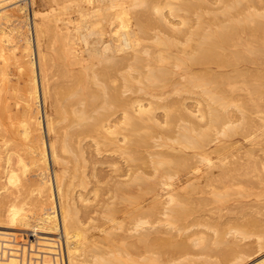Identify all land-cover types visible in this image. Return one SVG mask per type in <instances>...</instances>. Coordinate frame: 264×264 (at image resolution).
Listing matches in <instances>:
<instances>
[{
	"label": "bare ground",
	"instance_id": "1",
	"mask_svg": "<svg viewBox=\"0 0 264 264\" xmlns=\"http://www.w3.org/2000/svg\"><path fill=\"white\" fill-rule=\"evenodd\" d=\"M257 78L264 0H0V264H264V115L206 128Z\"/></svg>",
	"mask_w": 264,
	"mask_h": 264
},
{
	"label": "rangeland",
	"instance_id": "2",
	"mask_svg": "<svg viewBox=\"0 0 264 264\" xmlns=\"http://www.w3.org/2000/svg\"><path fill=\"white\" fill-rule=\"evenodd\" d=\"M218 59H221V58H218ZM225 59H229V58L224 57L223 60H225ZM54 69H56V68H54ZM11 70L14 72L13 75H11V83L14 85L13 87H14L15 95L18 98L20 95L22 96V92H23L22 88H23L24 83H23V80L21 79V77L16 72V69L11 67ZM246 84H247V91L245 92L244 90H241L242 93L245 92V94H246L245 95L246 97H244L242 100L240 99V100L230 102V101H228V99L226 97L225 99L215 100L213 102V106L217 109H221L223 107V105L226 104V106H228L227 111L231 112L232 115L235 114V116H232V118L234 119V123H232V124L231 123L228 125L223 124V121L226 117L225 116V117H222L219 121H216L215 123L211 124L210 126H207L206 128L210 129L209 132L212 135V136L210 135L211 137L216 136L218 138V140H221V141H224V140L231 141V140H237V139L241 140V141H242V139H244L246 141L244 136L249 135L248 137H250V136H253V134L257 135L259 133L258 126H257L258 124H256V123H258V120H259V118H257L258 115H260V116L264 115V85H263V82L260 80V78L248 79ZM219 86L221 88H222V86H225L227 88L225 81L222 84L220 83ZM167 87H169V86H167ZM169 88L171 89L172 87L170 86ZM160 89L161 88H159V90ZM168 89H166L165 92L166 91L168 92ZM170 89H169L168 93H170V91H171ZM195 89H197V88H195ZM216 90H219V88H216ZM156 91L158 92V90H156ZM161 91H164V89H162ZM191 91L189 93L186 91L185 92L182 91L181 93H183L182 95L185 99L188 96L192 95L191 98L189 97L186 99V100L192 99V102L190 100V101H187L186 103L190 102L193 104L195 102V100H193V99L198 98V95L195 94L197 92H194L195 91L194 88ZM196 91H198V90H196ZM173 92H175V90H173ZM223 92L228 94L227 90H223ZM168 93H166V95L164 97H169V98L168 99L163 98L164 99L163 101H165V100L168 101V100L182 96L181 94L179 96H176L178 94L168 95ZM134 95L140 97L141 93L135 92ZM193 95L196 98H194ZM183 97H181V98H183ZM185 99H183V100H185ZM42 107H43V105H42ZM159 110L158 111L161 112V109H159ZM240 111H245L246 114L254 112V113H252L253 114L252 116L253 117L255 116L254 117L255 121L252 120L253 117H251L252 119L248 118V117H244V118L241 117ZM158 130H159V132H158L159 134L160 133H162V134H168L169 133L168 131L164 132L163 129H158ZM157 141L160 143L165 142L163 137H159L157 139ZM175 145H177V143H175ZM164 149H169V148L167 147V145H165ZM229 158H230V155H229ZM231 158H233L232 155H231ZM176 177L177 176H175L174 178H176ZM237 186H239V185L232 184V182H231V185L229 184V187L227 189L228 195L226 197H224V200L223 199L219 200L216 198L217 199L216 200L217 206H215L213 214H214V216L218 215L219 216L218 219L221 221L232 216V214H236L237 212H239V210H234V212H232L231 210H227L224 207V206H227L228 202H230L232 199L238 198V194L235 193V190H234V188H236ZM230 187L233 188V190ZM251 189L252 188L249 189L250 192H253ZM260 189L261 188L259 187L256 190H260ZM262 190L264 192V186H262ZM261 196L264 197V193ZM218 208H222V209L218 210ZM199 227L203 228V226H201V225H193V226H190L189 229H196ZM18 239L20 240V237H18Z\"/></svg>",
	"mask_w": 264,
	"mask_h": 264
}]
</instances>
